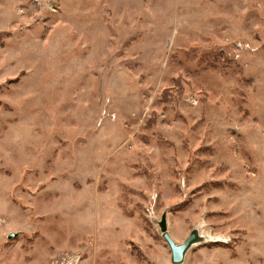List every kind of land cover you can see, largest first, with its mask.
Instances as JSON below:
<instances>
[{
    "label": "rangeland",
    "instance_id": "1",
    "mask_svg": "<svg viewBox=\"0 0 264 264\" xmlns=\"http://www.w3.org/2000/svg\"><path fill=\"white\" fill-rule=\"evenodd\" d=\"M163 220L264 264V0H0V264H172Z\"/></svg>",
    "mask_w": 264,
    "mask_h": 264
},
{
    "label": "water",
    "instance_id": "2",
    "mask_svg": "<svg viewBox=\"0 0 264 264\" xmlns=\"http://www.w3.org/2000/svg\"><path fill=\"white\" fill-rule=\"evenodd\" d=\"M161 230L163 232V237L171 250L172 264H182L185 260L186 253L188 252L190 247L198 241L199 238L197 234L192 233L183 244H177L167 232V227L164 220L161 223ZM14 236V234H10L9 238L11 239Z\"/></svg>",
    "mask_w": 264,
    "mask_h": 264
}]
</instances>
